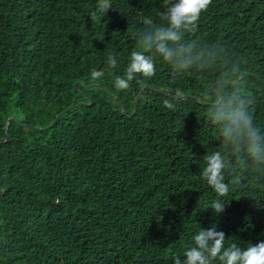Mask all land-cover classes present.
Here are the masks:
<instances>
[{"label": "trees", "instance_id": "trees-1", "mask_svg": "<svg viewBox=\"0 0 264 264\" xmlns=\"http://www.w3.org/2000/svg\"><path fill=\"white\" fill-rule=\"evenodd\" d=\"M162 10L160 0H112L107 14L97 0H0V264H173L213 225L225 247L264 241V174L240 171L223 198L199 174L222 147L202 89L233 63L264 129V0H212L185 37L216 52L204 73L174 80L158 58L154 77L117 92L138 31ZM177 89L189 99L172 111L163 99Z\"/></svg>", "mask_w": 264, "mask_h": 264}, {"label": "clouds", "instance_id": "clouds-1", "mask_svg": "<svg viewBox=\"0 0 264 264\" xmlns=\"http://www.w3.org/2000/svg\"><path fill=\"white\" fill-rule=\"evenodd\" d=\"M162 11L158 20L147 18L136 36L135 49L131 51L127 67L122 75H115L117 92L127 91L132 82L143 84L156 74V60L162 59L171 68L172 78L204 73L216 61L217 54L210 47L195 39H186L198 31V22L212 0H160ZM112 0H97V11L107 14ZM96 12L92 13L95 17ZM107 68L118 67L115 54L107 56ZM104 71L93 70V81L103 78ZM143 79H140V78ZM202 106L207 121L221 137L222 147L203 156L201 178L214 190L218 198L228 196L241 185L240 171L264 174V129L257 124L250 111L251 98L247 88V73L236 62L223 79L207 84L202 89ZM189 97L177 89L171 98L163 99V106L175 111L178 102ZM227 177V179H226ZM226 203L214 200L210 206L219 215ZM226 236L213 225L193 237L194 244L181 256L173 258V264H264V241L249 243L240 248L233 243L225 247Z\"/></svg>", "mask_w": 264, "mask_h": 264}, {"label": "water", "instance_id": "water-1", "mask_svg": "<svg viewBox=\"0 0 264 264\" xmlns=\"http://www.w3.org/2000/svg\"><path fill=\"white\" fill-rule=\"evenodd\" d=\"M75 91H77L76 89H74ZM75 106L74 105H71V107L69 108V109H72V108H74ZM69 109H67V110H69ZM63 114V113H62ZM62 114H60L59 116H57V118L58 117H60ZM56 118V119H57ZM11 120H13V119H9V121L8 122H10ZM33 129L34 130H39L38 128H35V127H33ZM42 130H46V128H44V129H42ZM7 141H9V138L7 137Z\"/></svg>", "mask_w": 264, "mask_h": 264}, {"label": "bare ground", "instance_id": "bare-ground-1", "mask_svg": "<svg viewBox=\"0 0 264 264\" xmlns=\"http://www.w3.org/2000/svg\"><path fill=\"white\" fill-rule=\"evenodd\" d=\"M188 226V225H187Z\"/></svg>", "mask_w": 264, "mask_h": 264}]
</instances>
